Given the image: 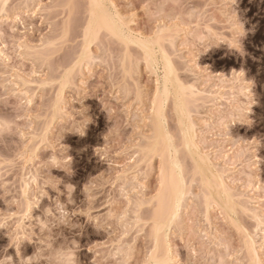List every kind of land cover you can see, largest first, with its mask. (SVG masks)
<instances>
[{"label":"rangeland","instance_id":"rangeland-1","mask_svg":"<svg viewBox=\"0 0 264 264\" xmlns=\"http://www.w3.org/2000/svg\"><path fill=\"white\" fill-rule=\"evenodd\" d=\"M103 1L116 22L130 20L135 36L102 28L89 40L93 0H0V124L7 129L0 134V218L8 223L0 227V257L19 264L32 256L37 236L16 246L12 234H25L30 210L39 234L36 218L55 209L58 199L77 227L56 228V242H78L77 264H155L161 258L169 264H258L249 236L264 264V0H236L229 19L227 0H175L179 6L168 5L162 15L151 7L164 0ZM231 18L241 23L240 42ZM165 30L174 34V46L151 48L152 57L138 46ZM100 47L110 63L82 67V58ZM182 60L197 76L179 73L188 100L178 108L172 88L165 97L164 62L179 71ZM110 74L123 89L110 83ZM70 83L74 90L66 89ZM85 93L84 133L62 128L82 110L78 101ZM241 99L249 101L248 121L229 123ZM186 125L195 147L185 144ZM45 140L61 144L71 171L44 170L60 180L59 191L47 186L38 197V159L52 154L41 147ZM155 150L161 154L151 158ZM175 152L188 193L175 222L167 212L161 217L160 236L158 197ZM203 157L214 163L211 170L199 165ZM218 175L233 199L222 195Z\"/></svg>","mask_w":264,"mask_h":264},{"label":"clouds","instance_id":"clouds-1","mask_svg":"<svg viewBox=\"0 0 264 264\" xmlns=\"http://www.w3.org/2000/svg\"><path fill=\"white\" fill-rule=\"evenodd\" d=\"M236 2V0H227L228 8H229V16H226V19H229L231 17V6ZM176 6L178 7L179 4L175 2V0H164L163 3L158 4L155 7H151L152 11L162 15L164 9L168 6ZM126 26L128 27V23H130V20H126L124 22ZM231 24H235L236 27L232 29V35L233 38L236 39L238 42H240V38L243 36L244 32L241 26L240 21L237 18H231L230 19ZM175 44V36L174 34L169 31L165 30L163 32H158L155 35L151 37H147L144 40L145 47L148 48H156L159 49L161 47H171ZM99 46V42H98ZM110 63L108 53L105 48L100 47L99 52H95L92 55H85L82 58V64L88 66L89 71L93 67L96 66H106ZM181 64L185 65L182 69L179 71L172 70L170 74L168 75L167 79H170L171 85L170 87L174 90V93L178 100L187 101L188 97L186 95L187 89L185 88L184 84L182 83L179 73L181 71L191 74V76L196 79L197 73L187 67L186 61H181ZM110 83L113 86H116L118 83L120 87L123 89L124 84L123 82L119 80H115L112 78L111 74L109 76ZM66 89L74 90L73 84H68L65 86ZM239 87V85H237ZM90 95L88 93L82 94L79 103L82 106V110L78 111L76 113V119L71 121L62 122V128L70 127L71 131L78 132L80 134L84 133V129L86 125L88 124L89 120L87 119L86 115V108L83 106V97ZM248 104L249 101L245 99H241L237 104L233 106V108L230 110L228 121L231 123V121H241L246 122L247 114H248ZM187 103H185V116L187 111ZM182 119H184V116H182ZM155 127L159 131L161 128V122L159 119L155 122ZM7 129L0 124V134H3ZM166 143V141H164ZM60 143H57L55 141L51 140H45L41 143V147L43 146L45 149L51 150V156L47 160H41L38 159V169H37V175L39 177L40 183L37 185V195L42 196L43 193H45V188L47 186H50L53 189L57 188V185L60 183V180L52 176L50 173L45 172L46 169L51 168H61L64 169L66 172L71 171L70 169V160L65 159V153L66 150L60 146ZM161 153L159 150L151 151L148 153V155L153 158L156 156H159ZM169 168H170V174L172 178V182L170 184V190H169V205L172 211V216L170 219L175 222L178 219V210L180 207V202L184 198V194L180 192L179 188L177 187L176 179H177V166L175 163V160H170L169 162ZM3 176L0 175V181H2ZM67 190L69 193V196L72 192V186L67 185ZM199 194L196 196H193V199H198ZM39 203V200H37L36 203L30 206V208H34ZM85 216L88 217L89 220L91 219L90 214L84 213ZM113 217L111 213H108L104 220L107 226H111V223L113 221ZM32 215L31 210L25 214L24 216V222L29 227L25 230V234L21 236L19 232L12 234V243L16 246H19L20 243L24 240L31 241L34 236H37V248L34 254L30 257L21 258L19 260V264H77L76 261V251L79 248V244L75 240H65L63 243H57L56 242V235L54 233V230L56 228H59L60 226H67L69 228L77 227V225L72 224L71 222V216L69 212L65 209V206L60 203V201L57 199L55 203V209L48 208L45 210V216L44 218H36V224L39 227V234L33 231L34 225L32 223ZM96 226L100 227V221H96ZM0 227H8V223L6 219L0 218ZM11 231V230H10ZM0 264H13V260L11 256L7 257H0ZM155 264H169V261L166 258L158 259Z\"/></svg>","mask_w":264,"mask_h":264},{"label":"bare ground","instance_id":"bare-ground-1","mask_svg":"<svg viewBox=\"0 0 264 264\" xmlns=\"http://www.w3.org/2000/svg\"><path fill=\"white\" fill-rule=\"evenodd\" d=\"M103 2V3H102ZM104 1L103 0H93V14H92V21H91V23H90V26H89V28H88V30L85 32L86 33V37L90 40L92 37H94V35L98 32V31H100L99 29H104V28H106V30L107 31H109L110 32V34H111V32H112V34L115 36V34L116 35H118V36H121V35H123V32H122V30H121V28H120V25H119V23L118 22H116L115 21V19H112L111 18V16L106 12V11H104ZM94 5H99V6H95L94 7ZM91 14V13H90ZM113 17V16H112ZM119 18H121V17H119ZM122 19V18H121ZM124 21V20H123ZM125 22V21H124ZM68 26H69V24H68ZM67 27V26H66ZM105 30V29H104ZM67 31V30H66ZM85 36V35H84ZM96 37V36H95ZM119 38V37H118ZM120 39H122V38H120ZM127 39H131V38H127ZM88 41V40H87ZM125 41H126V39H125ZM88 43V42H87ZM85 44H86V41H85ZM84 44V45H85ZM89 44V43H88ZM88 44H87V46H88ZM143 46L145 47V45H144V42H143ZM85 48V47H84ZM146 49H148V55L150 56V57H152L153 56V51L151 50V48H148V47H145ZM145 50V49H144ZM146 52V51H145ZM89 54V53H88ZM156 54V53H155ZM157 55V54H156ZM164 68H165V80H164V93H165V97H168L169 96V93H170V89H171V87H170V85H171V81H170V79H167V77H168V75L170 74V72L172 71L171 70V67H170V65H169V63H167V62H164ZM241 86V85H240ZM243 87V86H242ZM177 99V98H176ZM177 105H178V108L179 107H181L182 106V103H181V101L182 100H178L177 99ZM161 109V108H160ZM180 110V109H179ZM160 111V110H159ZM162 112H163V109L161 110ZM161 112V113H162ZM163 114V113H162ZM162 114H160V115H162ZM181 116H185V109H183V107L181 108ZM180 116V117H181ZM162 117V116H161ZM161 117H160V119H161ZM164 118V117H163ZM181 119H182V117H181ZM187 125L185 126V129L186 130H184V139H185V144L186 145H188V148H190V146H196V143L197 142H195L194 141V139H193V133L191 132V131H188L187 130ZM194 129V128H193ZM195 131V130H194ZM191 132V133H190ZM194 135H195V133H194ZM196 137V136H195ZM159 139L161 140H164V141H166V142H168L167 140H168V133L165 131V129H164V127L163 126H161V128H160V131H159ZM196 140V139H195ZM166 145V144H165ZM190 145V146H189ZM172 146V145H171ZM171 148V147H170ZM178 150V149H177ZM176 152H178V151H176ZM175 152V154H174V159L173 160H175V163H176V166L178 167V166H180L179 165V162L177 161V153ZM207 156V155H206ZM177 157V158H176ZM209 159V158H208ZM207 158H204L203 157V159H201L200 160V162H199V165L206 171V170H208L210 167H212L213 166V164L211 163V161L210 160H208ZM215 167V166H214ZM215 169H216V167H215ZM209 170H211V168L209 169ZM217 172V171H216ZM218 173V172H217ZM167 174V175H166ZM166 176L167 177H165V179H164V187H162V189H165L164 190V192H163V190H162V193H160L161 194V196H159L158 197V207L160 208V211L161 212H159L158 210H159V208L157 207V210H156V212H159L158 214H160V215H158V217H163L164 218V215H165V212H167L168 213V215H170V216H172V211H171V208H170V205H169V190H170V184H171V182H172V178H171V174L170 173H168V172H166ZM180 175V174H179ZM218 176H221V175H218ZM220 179H218V181L220 182V185H219V187H220V189H221V191H222V195L223 194H225L226 195V197H225V199L226 198H228V199H233L232 197H233V195L234 194H232V196L230 195V193H232V191H230V188L229 187H227L226 185V181L225 180H223V179H221V178H223V176H221V177H219ZM176 183H177V187L179 188V190H180V192H182L183 194H184V196L186 197V195L187 194H185V193H188L187 192V188H186V183H185V180H184V183H185V185H183L184 183H183V180H182V176L181 177H179L178 175H177V179H176ZM209 184V183H208ZM218 184V183H217ZM217 184H216V186H217ZM185 186V187H184ZM256 186V185H255ZM255 186H254V188H255ZM257 188H259L258 186H256ZM185 188H186V190H185ZM209 188H210V194L212 195V196H214V194H215V188H213V187H211V186H209ZM229 188V189H228ZM253 188V189H254ZM257 188H255V189H257ZM218 189V188H217ZM218 192H220V191H218ZM214 197H216V196H214ZM213 198V197H212ZM184 199V198H183ZM183 199L181 200V202H180V207H179V210H178V215L180 214L179 212H180V208L182 207L181 205L183 204L182 203V201H183ZM233 201V200H232ZM226 202H227V200H226ZM163 215V216H162ZM167 216V215H166ZM168 217V216H167ZM163 218H161L160 220H159V218H158V222H157V230H158V234L160 235V233L161 232H159V230H160V228L162 227V225H164V224H162L161 222H162V220L164 221V219ZM257 218L260 220V218H261V216L259 217V216H257ZM165 219H166V217H165ZM257 219V220H258ZM171 220V219H170ZM169 220V221H170ZM262 221V220H261ZM260 222V221H259ZM161 230H162V228H161ZM264 230V229H263ZM264 233V232H263ZM161 236V235H160ZM158 237V236H157ZM250 237V248L252 249V252L251 253H253L252 255H254V257H255V259H256V262H258V264L260 263V254H259V251H258V247H257V241H256V239L254 238V236H249ZM159 238H161V237H159ZM248 240V241H249ZM158 241V240H157ZM248 244H249V242H248ZM253 257V256H252ZM156 260H157V258H156ZM261 263H262V261H261Z\"/></svg>","mask_w":264,"mask_h":264},{"label":"snow or ice","instance_id":"snow-or-ice-1","mask_svg":"<svg viewBox=\"0 0 264 264\" xmlns=\"http://www.w3.org/2000/svg\"><path fill=\"white\" fill-rule=\"evenodd\" d=\"M95 6H99V5H94V7H95ZM109 7H110V6H109ZM146 7H147V6H146ZM116 19H117V20L119 21V23H120V28H121L122 32H124L125 34L130 35V36H135V35H136V34L131 33V32L129 31L128 27L126 26V24L124 23V21H123L121 18L116 17ZM137 43H138V46H139V47H143V42H142V41H138Z\"/></svg>","mask_w":264,"mask_h":264}]
</instances>
